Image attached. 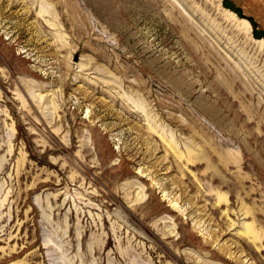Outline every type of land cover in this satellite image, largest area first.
Segmentation results:
<instances>
[{
	"label": "rangeland",
	"instance_id": "rangeland-1",
	"mask_svg": "<svg viewBox=\"0 0 264 264\" xmlns=\"http://www.w3.org/2000/svg\"><path fill=\"white\" fill-rule=\"evenodd\" d=\"M0 264H264V0H0Z\"/></svg>",
	"mask_w": 264,
	"mask_h": 264
},
{
	"label": "bare ground",
	"instance_id": "bare-ground-1",
	"mask_svg": "<svg viewBox=\"0 0 264 264\" xmlns=\"http://www.w3.org/2000/svg\"><path fill=\"white\" fill-rule=\"evenodd\" d=\"M105 6V5H104Z\"/></svg>",
	"mask_w": 264,
	"mask_h": 264
}]
</instances>
